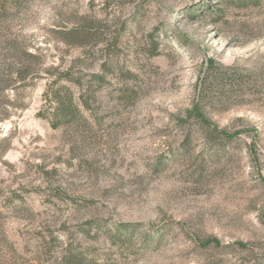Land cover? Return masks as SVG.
Here are the masks:
<instances>
[{
	"label": "rangeland",
	"instance_id": "1",
	"mask_svg": "<svg viewBox=\"0 0 264 264\" xmlns=\"http://www.w3.org/2000/svg\"><path fill=\"white\" fill-rule=\"evenodd\" d=\"M70 259L264 264V0H0V264Z\"/></svg>",
	"mask_w": 264,
	"mask_h": 264
},
{
	"label": "trees",
	"instance_id": "2",
	"mask_svg": "<svg viewBox=\"0 0 264 264\" xmlns=\"http://www.w3.org/2000/svg\"><path fill=\"white\" fill-rule=\"evenodd\" d=\"M24 57L27 59H35V55H32L28 52H25ZM22 58H19L17 61V70L15 72L16 78L14 79V84L17 83H24L30 75V67L26 66L25 64H22ZM25 65V66H24ZM99 77V76H98ZM60 80L56 79L51 82H49L47 90L44 94L45 100L51 105V109H53V116L54 120H51L52 125L54 128H59L60 126L64 125L66 122H75L77 121V115L80 113V108L86 109L88 108V102L86 100V95L84 92L80 95V101L81 104L79 107L74 100L73 94L67 91L68 95L67 97H62L61 92L59 89ZM209 93L208 87L205 86L203 90V98L205 95ZM198 106V105H197ZM193 109V111L190 113L191 117L196 118L198 121H200L205 126L212 128L216 133L220 134L221 136L227 138V139H234L237 138L241 133H233L230 134L226 131L220 130L215 124H213L205 115L204 113L197 107ZM209 243V242H208ZM67 264H82V262L79 259L69 260Z\"/></svg>",
	"mask_w": 264,
	"mask_h": 264
}]
</instances>
